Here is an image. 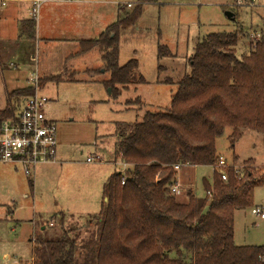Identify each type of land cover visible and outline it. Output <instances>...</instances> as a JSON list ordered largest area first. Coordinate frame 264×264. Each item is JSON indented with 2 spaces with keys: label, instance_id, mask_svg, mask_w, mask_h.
Here are the masks:
<instances>
[{
  "label": "rangeland",
  "instance_id": "obj_1",
  "mask_svg": "<svg viewBox=\"0 0 264 264\" xmlns=\"http://www.w3.org/2000/svg\"><path fill=\"white\" fill-rule=\"evenodd\" d=\"M139 1L43 0L34 18L31 0H0V109L8 92L32 86L37 75L40 93L49 98L45 112L55 121L58 137L56 161L38 164L35 173L28 174L20 164L0 162V264H33L37 241L58 238L64 230H72L80 245L90 239L96 224L89 223L101 210L104 183L115 171L127 170L121 160L115 161L116 142L111 135L116 124H134L147 111L168 107L177 82L190 73V58L205 35L241 29L239 57L264 35V0L144 4L136 23L120 33L118 63L137 59L136 76H143L145 82L125 90L119 86L121 95L113 98L104 83L110 73L103 72L101 52L74 53L80 51L79 41L97 39L108 26L132 13ZM227 11L236 18L231 20ZM25 18L36 20L34 41L17 38L18 22ZM159 46L167 47L168 55L160 56ZM54 76L65 81H48ZM232 132L228 127L217 139L218 155L237 168L252 159L263 173V135L246 129L232 145ZM212 175L211 166L180 173L198 196H205L203 179L211 180ZM178 197L186 201L187 191L181 190ZM255 207L264 210V185L255 189L253 207L235 212L238 246H264V219L252 213Z\"/></svg>",
  "mask_w": 264,
  "mask_h": 264
},
{
  "label": "trees",
  "instance_id": "obj_2",
  "mask_svg": "<svg viewBox=\"0 0 264 264\" xmlns=\"http://www.w3.org/2000/svg\"><path fill=\"white\" fill-rule=\"evenodd\" d=\"M157 1L140 0L132 13L97 39L79 41L77 54L101 52L103 72L110 73L104 83L112 88L113 98L121 95L119 86L125 90L145 82L136 76L137 59L119 65V39L122 30L136 23L143 5ZM242 32L237 28L205 35L190 58V73L177 82L170 105L147 111L134 124H116L115 161L121 160L127 170L115 171L104 183L101 210L89 223L96 224L94 235L81 245L72 230L37 241L36 263L264 264V246H238L234 241L235 212L254 206V191L264 185V172L252 159L243 168L218 167L217 139L226 128L233 129L232 145L246 129L264 139V35L239 57ZM20 37L36 40L34 18L21 23ZM159 55H168V48L159 46ZM48 81L62 79L54 76ZM34 93L33 86L8 92L0 124ZM177 164L213 168L211 180L203 179L205 196L190 190L187 200L181 201L171 191Z\"/></svg>",
  "mask_w": 264,
  "mask_h": 264
},
{
  "label": "built area",
  "instance_id": "obj_3",
  "mask_svg": "<svg viewBox=\"0 0 264 264\" xmlns=\"http://www.w3.org/2000/svg\"><path fill=\"white\" fill-rule=\"evenodd\" d=\"M32 3V15L37 18L43 0H32ZM33 57L32 59H34ZM32 81L35 93L24 97L15 115L0 124V162L20 164L28 174L35 172L34 169L38 164L54 162L58 148L57 125L45 112L49 98L40 93L37 75ZM98 158L90 157L88 162ZM218 167L225 169L235 166L220 156ZM181 168L180 164L175 165L177 172ZM222 177L224 180L227 179V174L224 171ZM181 190L182 186L177 182L171 187V191L177 195ZM252 213L264 219L262 208L255 207L252 209ZM33 264L38 263L34 261Z\"/></svg>",
  "mask_w": 264,
  "mask_h": 264
},
{
  "label": "crops",
  "instance_id": "obj_4",
  "mask_svg": "<svg viewBox=\"0 0 264 264\" xmlns=\"http://www.w3.org/2000/svg\"><path fill=\"white\" fill-rule=\"evenodd\" d=\"M32 1V0H31ZM39 15V14H38ZM24 20H26V18L25 19H20L19 20V22H18V33H17V38L19 39V36H20V26H21V23L24 21ZM79 51V50H78ZM77 51V52H78ZM77 52L76 53H74V55H77ZM67 67H64V69L62 70V72H66L67 71ZM88 70H93V69H88ZM61 72V73H62ZM50 74H53V73H49L48 75H50ZM62 81H65V80H62ZM69 81H72V80H70L69 79ZM45 87V86H44ZM6 103H7V98H6ZM6 106V105H5ZM5 108V107H4ZM4 108H2V109H4ZM2 109H0V110H2ZM114 134H115V132L111 135L112 136V138H115V142H116V137L114 136ZM116 144V143H115ZM97 157V156H96ZM56 161V160H55ZM54 161V162H55ZM200 166H195V165H185V166H182V168H181V170L180 171H178V174H177V183H179L181 186H182V190L183 191H190V190H192L193 191V189H192V187H189L191 184H189V183H187V180L186 179H184L183 177H180V173L181 172H183V170L184 169H186V170H188L189 168H192V169H196V168H199ZM35 173V172H34ZM189 185V186H188ZM188 187V188H187ZM186 188V189H185ZM190 189V190H189ZM183 193V192H182ZM99 213V212H98ZM97 213V214H98ZM96 215V214H95Z\"/></svg>",
  "mask_w": 264,
  "mask_h": 264
},
{
  "label": "water",
  "instance_id": "obj_5",
  "mask_svg": "<svg viewBox=\"0 0 264 264\" xmlns=\"http://www.w3.org/2000/svg\"><path fill=\"white\" fill-rule=\"evenodd\" d=\"M227 16L231 19V20H234L235 19V16L234 14L231 12V11H227L226 12ZM110 90L112 91V89L110 88ZM107 200V199H106Z\"/></svg>",
  "mask_w": 264,
  "mask_h": 264
}]
</instances>
